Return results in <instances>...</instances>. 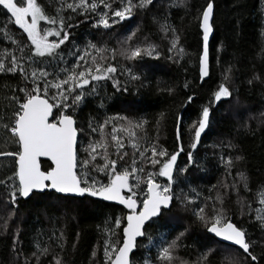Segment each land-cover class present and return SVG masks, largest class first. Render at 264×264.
<instances>
[{
	"label": "trees",
	"instance_id": "1",
	"mask_svg": "<svg viewBox=\"0 0 264 264\" xmlns=\"http://www.w3.org/2000/svg\"><path fill=\"white\" fill-rule=\"evenodd\" d=\"M208 2L209 0H153V4L147 9L138 10L133 18L114 25L112 29L93 28L92 24L99 18L95 14H90L91 20L83 23L80 21L84 18L80 17L72 21L78 25L71 29L72 43L67 47L62 46L65 61L70 62L69 67L71 63H75V57L67 55L73 44L83 49L91 41L107 47L110 50L106 54L107 63L117 68L114 75L120 81L121 89L127 88V91H117L112 87L111 80L101 81L100 96L85 97L74 113L78 128L84 130L78 136V144L86 146L89 137L93 140L99 138L98 132L92 133L89 129L90 121L93 126H97L105 119L115 117V126L120 127L124 122L118 118L127 117L134 122H145L144 127L138 130L142 148L156 143L172 153L183 146L185 151L177 159L178 169L185 167L187 152L191 150L189 126L199 118L201 108L211 99V92L223 81L226 70L231 67L230 79L226 83L233 96L227 101L214 104L211 109L210 126L202 134L195 150L199 166H193L186 173H181L178 169L174 171L175 194L187 196L193 203L186 208L175 201L170 213L152 223L147 229L152 243H149L147 237L138 242L131 256L133 264H144L146 259L153 260L159 247L166 246L181 232H185V236L175 253L177 257L195 261L209 248H216L218 253L212 257L211 264H227L231 253L224 255L220 244L215 243L217 240L205 232L193 212L204 207L210 213L215 197L224 191L222 185L234 183L240 172L248 177L251 191H245L241 187L239 197L235 193L225 195L223 208L232 222L245 229L252 239L264 241V227L255 219V209L261 207L258 203L259 193L264 190V124L260 120V113L264 112V83L259 80L248 83L254 75L264 76V0H212L214 9L213 37L209 45L210 75L201 81L199 56L202 53V34L199 18ZM42 3L49 6L50 13L58 6L56 0H42ZM165 22L179 36L178 48L171 52L169 48L172 34L166 35L159 27L160 23ZM4 23L5 17L0 15V27ZM134 31L136 35L129 42L132 46L151 44L156 51L151 56L144 55L142 59L135 61L125 60L119 54L113 60L111 49H119L121 42ZM6 47L10 48L11 45L0 35V52ZM180 48L183 49L182 53ZM16 54L20 55L19 52ZM129 69L140 79L131 80L127 74ZM19 83L18 77L0 73V112L5 95H10L9 89ZM169 89L174 91L170 94ZM190 96L191 101L188 100ZM101 102L103 107H100ZM161 113L165 114L163 120ZM177 117L182 118V142L176 138ZM246 121L247 127H244ZM112 127L113 124L110 123L105 128V133H111ZM229 142L234 147H229ZM125 150L129 153L127 164L130 165L134 150L130 145H126ZM110 152H114V149H110ZM80 155L83 157L82 151ZM236 156L244 159L235 168L228 169L222 158L235 159ZM136 158L139 159L138 154ZM7 163L8 161L0 163V178ZM152 170L150 166L146 168V171ZM94 175L98 180L107 182V177L103 174ZM158 179L161 183L165 182L164 178ZM5 195L0 186V264H24L25 257L30 259L31 264H37L32 259L37 243L49 245L52 249L47 256L41 257L39 264H54V255L61 257L63 264H104V242L109 239L107 230L115 229L116 217L127 214L122 208L87 197L57 200L54 194L51 198L22 199L15 215L8 220L12 208L4 203ZM238 199L250 203L252 209L249 211L244 208L242 211ZM17 233L18 242L13 251L12 241ZM61 233L63 239H60ZM115 233L113 241L122 238V228L115 229ZM59 245L63 246V250ZM94 251L95 257L92 255ZM254 251L259 254V244ZM176 264H180L179 259Z\"/></svg>",
	"mask_w": 264,
	"mask_h": 264
},
{
	"label": "snow or ice",
	"instance_id": "2",
	"mask_svg": "<svg viewBox=\"0 0 264 264\" xmlns=\"http://www.w3.org/2000/svg\"><path fill=\"white\" fill-rule=\"evenodd\" d=\"M56 4L58 6L50 13L49 6L44 5L42 0H0V15L5 17L0 35L11 45L0 52V73L11 74L20 81L16 87L9 89L10 95H5L0 112V163L8 161L0 186L6 194L4 203L12 208L8 220L15 215L22 199L51 198L55 194L57 200L87 196L116 202L128 209V213L114 220L115 229L122 228L121 239L113 241L115 229L107 230L109 239L104 242V264H133L130 254L137 248L138 238L147 237L152 243L147 231L152 223L170 213L175 201L186 208L193 203L187 196L175 194L173 187L177 159L185 149L181 145L178 151L169 153L156 143L142 148L138 130L144 127L145 122H134L127 117L118 118L124 122L120 127L115 126V117L105 119L97 126L90 121L89 129L92 133L98 132L99 138L93 140L89 137L88 144L81 147L78 136L84 130L78 128L74 113L85 97L100 96L101 81L111 80L112 87L117 91H127V88L121 89L120 81L114 75L117 68L107 63L106 54L110 51L107 47L91 41L83 49L73 44L75 51L69 49L67 53L75 57V63H71L70 67V62L65 61L64 47L72 43L71 29L78 26L72 21L77 18H84L80 21L83 23L91 20L90 14H95L99 18L92 24L93 28L112 29L114 25L133 18L138 10L147 9L153 0H56ZM213 9L214 4L209 0L199 18L204 42L203 53L199 56L201 81L210 75L208 40L213 31ZM159 27L166 35L172 34L169 52L177 49L179 36L176 30L166 22L160 23ZM135 35L134 31L121 42L119 49H111L113 60L119 54L125 60L135 61L156 51L151 44L132 46L129 42ZM179 51L182 53L183 49ZM230 73L231 67L226 70L223 81L211 92V99L201 108L199 118L188 128L191 150L187 152L185 167L178 169L181 173L199 166L195 150L202 134L210 126L211 109L214 104L233 96L226 83ZM127 74L133 81L140 79L130 69ZM257 80L264 83V76L254 75L248 83ZM168 91L171 94L174 90ZM188 100L191 101L192 97ZM100 107H103V102ZM164 118L165 114L161 113V120ZM181 119L177 117L176 138L182 142ZM260 120L264 124V112L260 113ZM110 123L113 124L111 133L106 134L105 128ZM243 126L247 127V121ZM126 145L134 150L130 165L127 164L129 153L125 150ZM228 146L234 147L231 142ZM243 159L242 156L222 158L228 169L235 168ZM148 166L153 170L146 171ZM95 173L106 176L107 182L98 180ZM158 178H164L165 182H159ZM222 187L224 191L215 197L210 213L204 207L193 212L196 221L202 224L206 233L219 238L215 243L220 244L225 256L231 253L227 264H264V241L252 239L245 229L232 222L223 208L225 195L235 193L239 197L241 187L251 191L248 177L243 172L237 173L234 183L223 184ZM238 203L242 211L244 208L252 209V205L242 199H238ZM258 203L261 207L255 209V219L264 227V190L259 193ZM7 223L6 220L5 227ZM184 236L185 232H181L166 246L161 245L155 258L146 259L144 264H176L178 259L180 264H211L212 257L218 253L216 248H209L195 261H185L175 255ZM60 239H63V233ZM17 242L18 233L12 241L13 251ZM258 244L260 251L256 254L254 249ZM59 246L63 250V246ZM51 250L49 245L37 243L32 259L39 264L41 257L47 256ZM92 255L95 257L96 252ZM52 260L54 264H63L59 256H52ZM24 264H31L28 257H25Z\"/></svg>",
	"mask_w": 264,
	"mask_h": 264
},
{
	"label": "water",
	"instance_id": "3",
	"mask_svg": "<svg viewBox=\"0 0 264 264\" xmlns=\"http://www.w3.org/2000/svg\"><path fill=\"white\" fill-rule=\"evenodd\" d=\"M212 19H213V18H212ZM211 23H212V20H211ZM200 32H201V34H202V53H203L204 42H203V33H202V30H201V29H200ZM212 37H213V31L209 34L208 50H209V45H210V42H211ZM202 53H201V54H202ZM207 78H208V77H206L205 80H206ZM42 159H44V158H42ZM48 163H50V162H48ZM86 197H87V196H86ZM71 198L83 199V198H85V197H71ZM87 198H89V199H91V200H96V201H99V202H103V203H106V204H111V205L117 206V207H119V208L124 209V210L128 213V209L124 208L123 205H119V204L116 203V202H113V201H103V200H101V199L98 198V197H87ZM126 215H127V214H126ZM209 235H210L211 237H213L214 239H216V240L219 239V238H216V237L212 236V234H209ZM142 239H143V237L138 238V242H139L140 240H142ZM134 252H135V249L133 250V253H134ZM133 253L130 254V257L133 255Z\"/></svg>",
	"mask_w": 264,
	"mask_h": 264
},
{
	"label": "rangeland",
	"instance_id": "4",
	"mask_svg": "<svg viewBox=\"0 0 264 264\" xmlns=\"http://www.w3.org/2000/svg\"><path fill=\"white\" fill-rule=\"evenodd\" d=\"M0 209H1V207H0Z\"/></svg>",
	"mask_w": 264,
	"mask_h": 264
}]
</instances>
